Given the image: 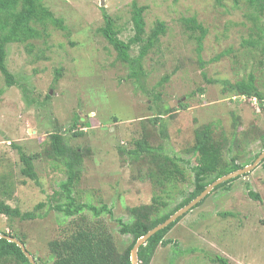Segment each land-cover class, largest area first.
Returning a JSON list of instances; mask_svg holds the SVG:
<instances>
[{"label": "rangeland", "instance_id": "rangeland-1", "mask_svg": "<svg viewBox=\"0 0 264 264\" xmlns=\"http://www.w3.org/2000/svg\"><path fill=\"white\" fill-rule=\"evenodd\" d=\"M43 3L58 23L50 22L45 28L37 24L42 37L30 40L28 45H8L6 63L15 85L6 87L0 71V89H4L0 96V200L22 212L45 203L38 211L40 217L31 221L0 214V232L24 236L37 262H52L50 241L67 236L82 224L83 216L90 228L101 224L109 231L118 251L123 252L132 236L120 233L117 218L128 220L129 208L151 204L155 194H161L168 201L166 210H171L193 189L192 167L197 160L185 149L195 143V130L201 126L211 124L215 137L220 140L224 136L228 145L235 136L241 142V164H252L264 150V106H259L257 98L237 95L227 83L253 74L255 85L264 92V31L255 27L258 24L264 29V16L255 12L250 0ZM134 3L146 7L147 34L158 21L167 27L144 58L149 93L129 77L127 64L117 58L116 51L98 32L104 25L105 10L120 28V37L129 40L134 35ZM192 17L208 30L200 55L194 38L199 32H192L186 25V19ZM249 40L258 42L250 45ZM138 53L139 46L134 45L131 55ZM57 71L61 75L55 80ZM166 76L169 79L164 82ZM25 94L31 104L26 103ZM170 103L172 110L164 113ZM160 113V121L153 123ZM76 115L80 119L75 130H83L77 137L69 131ZM161 123H165L166 138L161 136ZM56 130L71 146L83 151L74 196L97 207L106 205L112 215L104 211L96 217L85 209L76 217L64 218L49 208L56 201L50 202L52 194L67 179L63 163L47 155ZM146 136L150 144L163 145L168 154L183 159L180 163L185 181L173 188L171 196L149 178L147 173L153 166L148 161H133L119 150L135 148ZM17 146L34 156L40 184L22 174L24 165ZM237 151L224 149V160H231ZM262 161L226 186L213 189L199 206L188 210L166 235L171 242L157 247L150 264H218L212 260L216 255L227 258L229 264H264ZM249 191L261 199H253ZM228 212L232 215H225Z\"/></svg>", "mask_w": 264, "mask_h": 264}, {"label": "trees", "instance_id": "trees-1", "mask_svg": "<svg viewBox=\"0 0 264 264\" xmlns=\"http://www.w3.org/2000/svg\"><path fill=\"white\" fill-rule=\"evenodd\" d=\"M250 3L255 6V12H258L260 17L261 15L264 16V0H250ZM145 9L146 7L138 6L137 3H134L131 17L134 35L130 37L129 40H124L120 37V28L117 27L114 18L104 9V25L98 28V32L116 51L117 58L121 62L127 64L129 68V77H134L142 90L149 93L145 86L147 74L143 67L144 58L157 45L160 36L165 34L167 27L163 21H158L151 33L147 34L144 17ZM259 16L255 15L254 17L259 19ZM50 22L58 23L53 13L43 3V0H0V71L5 77L6 87L13 86L17 83L6 63L8 45L14 42L28 45L30 40L41 38V31L36 25L41 24L43 28H45ZM186 22L187 27L192 32H199L194 38L197 43L196 51L198 55H200L203 51V40L208 30L195 17L186 19ZM255 27L260 31H264L258 24H255ZM256 42L258 41L249 40L248 44L256 45ZM134 45L139 46V53L136 56L131 55V49ZM32 46L31 44L29 47L32 48ZM200 64L201 66L204 65L202 61ZM60 75L61 72L57 71L55 80H58ZM168 77L169 76H166L163 81L166 82L169 79ZM204 77H206L205 73ZM207 81L213 82L209 79H207ZM227 83L229 84L230 90L236 92L237 95H242L251 99L257 98L260 101L259 106H264V92L259 90L255 85V76L253 74H250L247 79L236 81L235 83ZM3 92L4 89H0V96ZM25 96L26 103L31 104L27 94H25ZM49 96L50 94L47 95L48 98ZM155 97L159 98V95ZM171 110L172 108L170 104H168L165 106L163 112L166 113ZM161 116L162 113L156 116L152 120L153 123L160 121L159 119H161ZM79 119L80 117L76 115L71 128H69V131L73 133L72 136L77 137L83 134V130H75V126ZM161 126V136L166 138L165 123H161ZM235 128H238L236 124ZM214 129L215 128L212 127L211 124L197 128L195 130V143L185 149L187 154L196 156L197 163L192 167L194 173L193 189L185 194L181 202L177 203L171 210H166L168 201L165 200L161 194H155L152 197L151 204L129 208L130 218L128 220H123L120 217L116 219L120 226V233L130 234L132 236L131 243L123 252L118 251V246L109 231L101 224L94 228H90L89 221L86 223V218L83 216L82 224H77V228L67 234V236L62 239L50 241L49 248L53 256V261H42L39 263L36 260L37 264H132V249L139 237L166 221L171 214L199 196L209 184L213 183L218 178L249 165V163L241 164L238 161V153L241 152L239 150L241 142L237 141L236 137L233 136L228 145L227 139L224 136L223 139L221 138L220 140L215 137ZM50 138L51 151L47 152V155H51L53 159L63 163L67 179L61 181L60 190L52 194L50 202H52V200L56 201L50 203L49 208L62 213L64 218L76 217L80 215V213L82 214L85 209L91 211L96 217H99L104 211L112 215V209L106 205L97 207L88 202L78 201L74 196V184L78 182V177H80L82 171V148L71 146L66 136L58 130L54 131ZM235 148L238 151L231 160H224L222 154L223 150H232ZM17 149L24 165L22 174L40 184L33 165L34 156L27 155L20 146H17ZM119 150L121 153H126L130 156L133 161L139 159L148 161L153 166L147 173L149 178L157 187L166 192L168 196H171L173 188H175L179 182L185 181V169L180 163L183 159L180 156L168 154L163 145L154 146L150 144L148 136L138 140L136 147L131 150L122 147H120ZM262 152H260L256 158H258ZM261 164L264 165V159ZM239 176L217 185L214 189L226 186L239 178ZM246 185H248V183H246ZM248 193L253 199H261L260 196L253 191H249ZM205 198H203L201 202H203ZM201 202H199L197 206H199ZM44 206L45 203L40 202L35 206V210L22 212L19 207H13L5 201L0 200V214L7 216L9 219L18 218L22 221H31L40 217L38 211ZM225 215L230 216L232 213L228 212L225 213ZM183 216L167 227L157 231L139 247V264H150L157 247L160 244L167 245L171 242L170 239H166V235ZM83 223H86V225ZM0 233L16 237L22 243H26L25 237L17 232L12 234L2 231ZM212 260L218 264H229L227 258L220 255L212 257ZM0 264H31V262L19 245L13 241H9L7 238L1 237Z\"/></svg>", "mask_w": 264, "mask_h": 264}, {"label": "water", "instance_id": "water-1", "mask_svg": "<svg viewBox=\"0 0 264 264\" xmlns=\"http://www.w3.org/2000/svg\"><path fill=\"white\" fill-rule=\"evenodd\" d=\"M170 106H173L172 103H170ZM264 159V151L258 156V158L255 160V162H253L250 165L245 166L242 169H239L235 172L229 173L225 176H222L220 178H218L217 180H215L213 183H211L210 185H208L205 190L199 195L197 196L194 200H192L188 205H186L185 207H183L182 209L178 210L176 213H174L172 216H170L166 221H164L163 223L157 225L155 228H153L152 230H150L147 235L143 236L142 238H140L137 243L135 244L134 248L132 249V253H131V259H132V264H138V249L139 246L141 244H143L150 235L154 234L155 232H157L160 229L165 228L166 226H168L171 222H173L174 220H176L180 215L184 214L186 211H188L192 206H194L197 202H199L204 196H206V194H208L215 186H217L218 184L225 182L231 178L237 177L241 174L250 172L252 169H254L262 160ZM247 179V178H246ZM4 237L7 238L9 241H13L15 242L17 245H19L23 252L25 253V255L27 256V258L29 259V261L31 262V264H37L34 256L27 250V248L25 247L24 243H22L18 238L10 236V235H4L2 233H0V238Z\"/></svg>", "mask_w": 264, "mask_h": 264}, {"label": "clouds", "instance_id": "clouds-1", "mask_svg": "<svg viewBox=\"0 0 264 264\" xmlns=\"http://www.w3.org/2000/svg\"><path fill=\"white\" fill-rule=\"evenodd\" d=\"M222 183H223V182H222ZM220 184H221V183H220ZM209 185H210V184H209ZM218 185H219V184H218ZM215 187H216V186H215ZM215 187H214V188H215ZM214 188H213V189H214ZM213 189H212V190H213ZM212 190H211V191H212ZM211 191H210V192H211ZM210 192H209L208 194H210ZM208 194H206V196H207ZM206 196H204L203 198H205ZM203 198H202V199H203ZM194 199H195V198H194ZM194 199H193V200H194ZM202 199H201V200H202ZM201 200H200L199 202H201ZM191 201H192V200H191ZM191 201H190V202H191ZM190 202H189V203H190ZM199 202H197V203H196L194 206H192L189 210L195 208ZM189 203H188V204H189ZM188 204H186V205H188ZM186 205H185V206H186ZM185 206H183V207H185ZM183 207H182V208H183ZM182 208H180V209H182ZM180 209H179V210H180ZM177 211H178V210H177ZM177 211H175L174 213H176ZM187 212H188V211H186L184 214L186 215ZM174 213H173V214H174ZM173 214H171L170 216H172ZM184 214L180 215L177 219H179V218H180L181 216H183ZM185 215H184V216H185ZM184 216H183V217H184ZM177 219H176V220H177ZM181 219H182V218H181ZM176 220H174L173 222H175ZM173 222H171V223H173ZM171 223H170V224H171ZM177 223H178V222H177ZM177 223H176V224H177ZM170 224H169V225H170ZM176 224H175V225H176ZM155 227H156V226H155ZM155 227H154V228H155ZM166 227H167V226H166ZM152 229H153V228H152ZM152 229H151V230H152ZM160 230H161V229H160ZM149 231H150V230H149ZM149 231H148V232H149ZM158 231H159V230H158ZM148 232H147V233H148ZM147 233L144 234V235H142L141 237H139V238L137 239V241H138L140 238H142L143 236L147 235ZM155 233H156V232H155ZM155 233H154V234H155ZM154 234H152V235H154ZM152 235H150L149 238H150ZM149 238H148V239H149ZM148 239H147V240H148ZM147 240H146V241H147ZM146 241H145V242H146ZM145 242H144V243H145ZM136 243H137V242H136ZM144 243H143V244H144ZM24 245H25V247H26V244H24ZM141 245H142V244H141ZM141 245H140V246H141ZM167 245H168V244H167ZM140 246H139V247H140ZM164 246H166V245H164ZM26 248H27V247H26ZM27 250H28V249H27ZM138 250H139V249H138ZM28 251H29V250H28ZM35 260H36V259H35ZM131 260H132V259H131ZM138 264H139V259H138Z\"/></svg>", "mask_w": 264, "mask_h": 264}]
</instances>
